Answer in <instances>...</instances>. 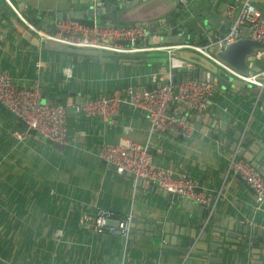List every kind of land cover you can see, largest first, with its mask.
Wrapping results in <instances>:
<instances>
[{
  "label": "crops",
  "instance_id": "obj_1",
  "mask_svg": "<svg viewBox=\"0 0 264 264\" xmlns=\"http://www.w3.org/2000/svg\"><path fill=\"white\" fill-rule=\"evenodd\" d=\"M21 1L26 4L20 10L22 14L30 7H36L39 13L46 5L44 0ZM197 1L188 15L200 16L201 21L213 18V28L220 25V19L230 20L240 3L232 0L222 6L223 18L216 12L220 0ZM11 2L17 6L16 1ZM1 5L23 25L6 2L0 0V71L7 73L18 87L29 85L38 71L44 99L64 104L68 133L66 143L59 145L34 130L25 132L22 122L0 104V264H264V247L255 254L254 247L244 253L232 245L223 254L204 256L195 251L197 247L204 251L201 248L205 242L195 238L186 251L178 250L195 230L201 233L202 228L196 224L202 217L173 201L156 184L151 190L137 186L129 173L118 174L97 154L102 142L115 144L129 139L146 146L153 164L167 167L175 175L194 178L197 188L210 195L209 205L197 204L211 207L208 216H217L225 225L237 227L243 223L257 229L264 225V203L256 209L250 188L228 171V157L233 150L225 145L226 139L233 141L232 133L239 127L243 135L250 134L263 144V149L254 147L253 139L246 145L240 144L246 153L250 148L254 152L264 151V105L253 94L214 85L205 111L177 109V114L186 116L189 122L194 115L208 114L215 121L214 128L223 135V142L211 138L207 134L209 127L203 122L190 124V137L151 128L145 112L126 104L121 105L110 124L98 117L76 114L73 107L84 96L103 97L160 83L166 79L167 54L145 52L150 60L140 66L98 64L90 56L78 54L76 59L69 58L63 54L66 52L46 49L38 41L34 44L25 39ZM255 5L264 16V0H255ZM53 9L55 4L50 8ZM170 11L163 9L145 20ZM151 26L153 30L160 29L158 25ZM239 38H250L249 30L243 28ZM182 51L173 52L175 66L185 65L179 59ZM211 51L216 54L217 49ZM262 55L264 50L249 58L250 72L264 69ZM66 67L71 68L68 78L63 74ZM98 209L107 211L109 219L115 221L122 220L130 211L131 218L135 216L132 239L129 237L125 248L120 235L93 233L80 222L83 213L94 215ZM141 218L146 219V228L152 227L150 220H160V237L155 236L156 231L148 234ZM57 232L61 233L58 239ZM256 243L264 246L262 239Z\"/></svg>",
  "mask_w": 264,
  "mask_h": 264
},
{
  "label": "built area",
  "instance_id": "obj_2",
  "mask_svg": "<svg viewBox=\"0 0 264 264\" xmlns=\"http://www.w3.org/2000/svg\"><path fill=\"white\" fill-rule=\"evenodd\" d=\"M17 19L30 31L40 45L45 42L72 47L91 48L120 55H131L138 52L164 51L167 54L165 77L168 84L142 91L121 95L113 92L109 97L85 99L74 105L73 111L86 117H98L110 124L118 114L122 104L131 109L145 112L151 128H160L179 132L190 137L193 127L177 114L179 107L189 111L203 112L207 109L208 99L213 93L214 84L208 79L189 78L172 82V69L175 66L174 51L196 52L231 76L252 86L264 88V69L259 72L242 73L220 60L211 49H222L225 45L239 39L243 28L249 30L250 38L264 42V16L257 9L255 0H240L237 12L231 15L227 31L216 41L201 45L193 42L176 44L133 45L134 41H144L147 37L160 33L151 25H134L129 27H98L95 23H80L71 20L54 22V28L39 27L24 16L11 0H4ZM185 66L191 63L183 61ZM183 65V64H181ZM65 77L71 76V68L63 69ZM154 77V76H153ZM0 104L25 127V132L34 130L49 141L64 145L67 141V115L61 103H49L43 96L38 71L29 85L18 87L11 77L0 71ZM20 137V136H19ZM237 149L228 157V171L240 177L254 195L255 208L260 209L264 203V176L250 161L237 155ZM98 157L115 165L118 174L130 173L158 185L163 191L182 196L199 205H209L210 195L197 188V181L189 176L175 175L167 167L152 163L149 149L146 146L124 139L118 143L102 142L98 148ZM109 213L98 209L94 215L83 213L80 222L87 225L93 233L118 234L123 238L124 248L130 237L131 211L117 224H109ZM264 233V225H259ZM60 232L55 238L58 239ZM123 248V249H124ZM124 251V250H123ZM39 264V263H38Z\"/></svg>",
  "mask_w": 264,
  "mask_h": 264
},
{
  "label": "water",
  "instance_id": "obj_3",
  "mask_svg": "<svg viewBox=\"0 0 264 264\" xmlns=\"http://www.w3.org/2000/svg\"><path fill=\"white\" fill-rule=\"evenodd\" d=\"M17 2V9L23 10L26 4L21 0H14ZM46 2L45 7H43L39 13L36 12V7H30L24 11V14L28 16L31 20L35 22L39 27L46 26L48 30L54 28V22L59 20H71L75 22L84 23V21L89 20L95 23L98 27H129L134 25H158L161 29L160 33L147 37L144 41H134L133 45H158V44H176L180 42H193L198 44H205L209 41H216L218 38L222 37L226 33V26L229 24V20L220 19V25L213 28L215 20L213 18H207L206 21H201L200 16L195 18L188 15L189 11L196 5L197 0H44ZM232 0H220L216 7V12L218 15L224 18V13L221 9L222 6L231 3ZM35 2V0H33ZM55 4V9L50 10L51 6ZM4 13L12 21L13 27L18 33H20L25 39L37 44L35 38H31L30 32L25 29L17 20L12 16H9V12L1 5ZM163 9H170L169 13L160 12L159 17L152 20H145L150 15L156 14ZM206 14V12H205ZM49 17V21L46 18ZM137 20V21H133ZM132 22V23H129ZM46 49H50L58 52L74 53L78 55L90 56L93 63L98 64H124V65H136L140 66L146 64L150 58L146 56L145 52L131 54L130 57L126 55H120L113 52L101 51L91 48H80L66 46L62 44H55L51 42H45L43 45ZM260 50H264V42L256 41L250 38H239L230 44L225 45L222 49L216 51V56L228 64L235 70L248 73L251 69L249 58H252L258 54ZM183 54L180 55L181 60L191 63L193 66L178 65L172 69L173 75L171 78L172 82H177L183 79L189 78H201L208 79L214 85L223 88L234 87L235 89L245 90L248 94H253L257 100L264 105V88L254 87L249 83L239 80L221 68H218L211 61L205 57L199 55L196 52L182 51ZM256 58V57H255ZM254 58V59H255ZM264 61V56L262 55L261 60ZM168 79H164L160 83H154L142 87H132L131 89L120 91L121 95H129L134 93H139L142 91H147L150 89H155L160 86L168 84ZM72 94V92H71ZM109 95H104L103 97H109ZM102 96H98L100 98ZM85 99H94L96 95L93 94L89 98L87 96L82 97ZM52 103V101H49ZM181 113V110H179ZM182 120L194 126V122H203L208 125L209 131L208 135L220 142L224 141L222 134L218 133L214 128L215 121L209 119L208 114L194 115L190 118L191 122L186 120V116L182 117ZM221 123V122H220ZM206 125V127H207ZM168 133H172L170 130H163ZM233 141H227L226 146L230 147L231 150L238 149V154L243 155V157L250 161L251 164L260 171L264 176V151L254 152L253 148L249 149L246 153L243 147L239 145H246L249 143L253 136L250 134H242V129L237 127L232 133ZM254 147H259L263 149V144L253 139ZM231 144V145H229ZM256 153V154H255ZM107 162V161H106ZM111 167L115 169V165L111 164ZM130 177L135 179V183L139 187H145L151 190L154 183L151 181L143 180L142 178L135 177L130 174ZM199 189V188H198ZM162 191V189H161ZM168 197H171L173 201H178L188 209H192L195 213H198L202 219L196 224L198 227L202 228L201 233H194L189 235V239L184 242L178 250H187L186 247L191 245L193 239L204 241V251H199L197 247L195 253L199 255L206 256L211 254L216 256L217 254H223L224 250H229L234 246L241 251L247 252L250 247H254L252 250L255 254H258L263 248V245H258L256 242L260 239L264 242V233L261 232L259 228L253 229L248 226H243V223H239L237 227L231 226L230 223L222 224L220 223L217 216L209 215L208 213L211 209L210 206L207 208L199 206L186 198L178 195H174L167 192ZM184 203V204H182ZM214 213H219V211H212ZM134 214L137 215L136 212ZM152 218V216H151ZM130 223V238L132 239V233L134 226V221H136L135 216L131 218ZM143 229L149 230L148 234H152L156 231V237H160V229L162 228L160 220H150V228L145 227L146 219L140 220ZM115 222V223H113ZM118 221L108 219V223L117 224ZM218 222V223H215ZM144 232V230L142 231ZM253 239V241H251ZM185 248V249H184ZM211 250L207 252V249ZM235 248V249H236Z\"/></svg>",
  "mask_w": 264,
  "mask_h": 264
},
{
  "label": "trees",
  "instance_id": "obj_4",
  "mask_svg": "<svg viewBox=\"0 0 264 264\" xmlns=\"http://www.w3.org/2000/svg\"><path fill=\"white\" fill-rule=\"evenodd\" d=\"M66 57H69V58H73V59H76L78 57L77 54H72V53H63ZM60 102V101H59ZM64 105V104H63Z\"/></svg>",
  "mask_w": 264,
  "mask_h": 264
},
{
  "label": "clouds",
  "instance_id": "obj_5",
  "mask_svg": "<svg viewBox=\"0 0 264 264\" xmlns=\"http://www.w3.org/2000/svg\"><path fill=\"white\" fill-rule=\"evenodd\" d=\"M16 6V5H15ZM17 7V6H16ZM20 11V10H19ZM13 12V11H12ZM15 15V14H14ZM24 15V14H23ZM25 16V15H24ZM27 17V16H26ZM28 18V17H27ZM38 26V25H37ZM227 29V28H226ZM251 39V38H250ZM146 46V45H145ZM193 66V65H192ZM219 68V67H218ZM255 87V86H254ZM97 98V97H96Z\"/></svg>",
  "mask_w": 264,
  "mask_h": 264
},
{
  "label": "rangeland",
  "instance_id": "obj_6",
  "mask_svg": "<svg viewBox=\"0 0 264 264\" xmlns=\"http://www.w3.org/2000/svg\"><path fill=\"white\" fill-rule=\"evenodd\" d=\"M155 52V51H154ZM159 52V51H158Z\"/></svg>",
  "mask_w": 264,
  "mask_h": 264
}]
</instances>
